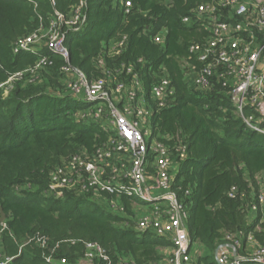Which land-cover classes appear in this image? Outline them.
Instances as JSON below:
<instances>
[{"label":"trees","instance_id":"obj_1","mask_svg":"<svg viewBox=\"0 0 264 264\" xmlns=\"http://www.w3.org/2000/svg\"><path fill=\"white\" fill-rule=\"evenodd\" d=\"M209 1L215 0H0V218L2 211L6 224L0 222V257H15L9 264H52L45 258L51 254L79 264L91 241L109 256L91 264H167L171 242L136 228L141 205H151L123 194V210H117L90 194L46 193L55 166L108 137L98 122L76 116L87 106L69 91L62 71L69 64L90 80L110 72L113 87L119 81L130 86L139 75L154 108V133L174 156L179 143L186 145L185 158L171 171L172 189L188 212L190 238L203 251L198 264H217L214 253L225 233L253 229L259 221L256 239L264 245V209L249 220L259 176L264 182V134L245 123L220 83L196 89L182 69L190 43L208 34L182 18ZM53 24L66 34L69 60L43 46L40 53H14L18 38L48 32ZM159 32L163 39L155 42ZM43 53L46 63L35 68ZM164 76L175 93L158 109L150 89ZM233 187L235 197L229 195ZM37 235L47 239L45 247L27 243Z\"/></svg>","mask_w":264,"mask_h":264},{"label":"built area","instance_id":"obj_2","mask_svg":"<svg viewBox=\"0 0 264 264\" xmlns=\"http://www.w3.org/2000/svg\"><path fill=\"white\" fill-rule=\"evenodd\" d=\"M130 2H126L129 11ZM79 11V8L76 12ZM59 18H62L60 15ZM78 16L74 19L77 23ZM182 21L195 22L208 34L190 43V60L182 62L184 77L199 90H207L220 83L231 97L236 111L252 129L264 134V0H215L200 3ZM80 27H74L78 31ZM41 32V33H40ZM48 37V38H47ZM66 34H59L54 24L48 32L41 29L15 42L14 53H56L69 60ZM163 39L161 32L154 36L155 42ZM124 39L119 43L122 45ZM35 68L46 63L48 55ZM103 67L104 62L100 60ZM67 77L69 91L85 106L76 116L98 122L108 137L92 150L81 147L50 174L46 193L60 196L64 192L90 194L108 203L114 209L123 210L118 198L126 194L138 198L151 209L140 208L136 228L152 231L171 242L167 264H198L202 255L199 243L192 242L188 228V212L185 204L172 189V170L177 159L185 158L186 145L179 143L173 149L159 139L153 131L154 108L147 104L142 81L135 75L131 85L119 81L113 87V77L90 80L80 69L69 65L62 68ZM131 72V68L127 69ZM21 75V73H19ZM11 78L10 80H12ZM1 84L0 86H2ZM9 87V86H8ZM8 89V88H7ZM6 89V91H7ZM5 91V92H6ZM175 88L168 77L154 82L150 96L158 109L172 100ZM254 113L246 115L248 109ZM260 190L251 206L250 222L264 209V182L259 176ZM236 187L229 195L235 197ZM104 195L112 196L107 199ZM4 227L6 224L1 222ZM261 221L253 229L226 232L216 248L217 264H264V245L256 239ZM45 247L43 236L30 238ZM15 257H0V264H9ZM49 263L65 264L66 259L45 256ZM109 260L105 249L96 242H85L84 257L79 264H91L93 259ZM108 264H111L109 261Z\"/></svg>","mask_w":264,"mask_h":264},{"label":"water","instance_id":"obj_3","mask_svg":"<svg viewBox=\"0 0 264 264\" xmlns=\"http://www.w3.org/2000/svg\"><path fill=\"white\" fill-rule=\"evenodd\" d=\"M5 220V216L3 214V212L1 211V218H0V222H3Z\"/></svg>","mask_w":264,"mask_h":264},{"label":"rangeland","instance_id":"obj_4","mask_svg":"<svg viewBox=\"0 0 264 264\" xmlns=\"http://www.w3.org/2000/svg\"><path fill=\"white\" fill-rule=\"evenodd\" d=\"M8 89H7V91H6V94H8L9 93V87H7ZM11 89V88H10Z\"/></svg>","mask_w":264,"mask_h":264}]
</instances>
